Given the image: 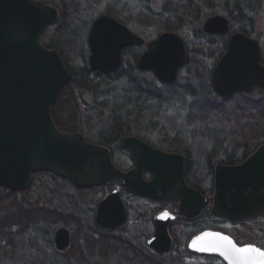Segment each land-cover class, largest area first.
Listing matches in <instances>:
<instances>
[{
	"label": "water",
	"instance_id": "water-1",
	"mask_svg": "<svg viewBox=\"0 0 264 264\" xmlns=\"http://www.w3.org/2000/svg\"><path fill=\"white\" fill-rule=\"evenodd\" d=\"M57 19L55 6L40 0H0V187L11 192L29 188L33 173L39 171L51 172L79 188L125 176L113 165L107 149L86 141L82 134L59 130L51 118L53 105L71 78L59 52L42 42L48 24ZM201 28L210 35L229 34L225 51L212 68L214 91L221 97L256 88L264 91L259 42L243 32H231L228 18L221 14L207 17ZM181 38L172 31L160 33L147 43L137 67L164 83L174 82L189 61ZM88 42L89 69L110 74L120 69L126 47L143 45L145 40L103 14L92 22ZM130 140L137 139L124 138L122 143ZM155 154L159 163L145 167L166 186L153 188L131 177L128 183L147 196L177 197V188L184 186L182 158L176 153ZM214 172L212 203L216 214L246 220L264 210V144L241 164H217ZM104 205L98 208L97 223L117 227L118 222L104 216ZM69 240L67 228L55 230L53 242L58 251H66ZM189 247L200 254L218 256L224 264H264V249L240 246L220 232L204 231L191 239Z\"/></svg>",
	"mask_w": 264,
	"mask_h": 264
},
{
	"label": "rangeland",
	"instance_id": "rangeland-1",
	"mask_svg": "<svg viewBox=\"0 0 264 264\" xmlns=\"http://www.w3.org/2000/svg\"><path fill=\"white\" fill-rule=\"evenodd\" d=\"M40 1L58 9V19L49 24L41 35L43 44L58 49L57 51L65 57L67 64L77 74L82 67H88V32L91 22L100 15L117 13V18L146 42L164 31H169L163 30V24L169 19L167 14L162 13L164 0ZM214 14L224 15L218 9L201 8L197 20L181 25L173 31L182 37L189 53L188 63L180 69L177 79L174 80L176 85L169 86L158 81L150 71H139L136 60L145 50L146 43L131 46L123 52V62L119 69L122 71V78H117L110 84L103 83L96 90L91 91H85L74 85L63 88L53 107L56 109V117L70 122V114L66 110L68 107L70 110L74 108L76 112L73 117L76 127H86L84 132L86 137L97 139L99 138L97 132L100 130L98 128L113 126L114 116H117L119 120L128 121L127 128L132 134L133 132L144 134L155 143H169L175 149L190 148L193 158L199 165H204V159L207 160V157H210L208 162L214 164L217 160L224 159L225 154H235V146L238 144L230 140V136H226L235 130L227 126V122H230L227 117L231 114L235 98L222 100L211 86L212 68L223 53L229 34L210 36L201 28L203 21ZM245 25L251 30L250 36L259 42L264 64V4L258 6L253 14H249ZM233 31H237L236 26H231V32ZM134 77L155 90L158 94L157 98H151L147 102H126V95L132 92L129 90V80ZM185 87H192L196 93L189 94L184 91ZM250 93L252 101L257 96L264 95L260 89L252 90ZM219 116L222 119H219ZM231 121L233 123L232 119ZM65 122L62 124H66ZM246 122L248 120L245 119L243 124ZM236 129L240 130L239 127ZM254 133L255 130L247 138L243 135L238 138V141L245 143L244 145L249 148L248 152L263 142ZM210 143H221L217 154L212 156L209 153L215 149L210 150ZM92 197L93 195L89 193L80 197L75 191H71L68 180L56 177L50 172L35 173L32 184L27 190L15 192L14 195H9L7 191L0 193V218H8L16 212L17 219L23 222L26 219L32 221L30 223L28 220L21 226L14 224L15 222L10 226L7 223V231L12 233L13 240L12 245L8 246L9 241L5 237L2 239L7 242L5 249L8 256H2L0 264H38L37 258L35 259L36 251L42 253L46 260L52 254L58 257L56 253L54 254L58 251L52 241L55 230L60 227H65L69 232L71 230L74 233L71 247L69 244L66 251L59 252L64 256L70 255L75 247L82 244L84 236L92 232L90 214L84 207L92 202ZM80 201L81 204L75 206ZM74 215L80 218L77 219L78 221L82 220V224L75 226L71 223L70 216ZM259 225H264V215L244 227L257 228ZM47 237L50 238L49 241L44 240ZM261 242L264 247V240L262 239ZM87 244L81 249L78 248V255L86 254V250L89 249ZM60 257L62 256L59 255ZM166 258L170 259L171 263L173 255H167ZM98 261L100 258L95 255L92 264L113 263ZM67 262L78 264L71 261L70 257ZM192 263L223 264L220 258L212 255L203 256Z\"/></svg>",
	"mask_w": 264,
	"mask_h": 264
},
{
	"label": "flooded vegetation",
	"instance_id": "flooded-vegetation-1",
	"mask_svg": "<svg viewBox=\"0 0 264 264\" xmlns=\"http://www.w3.org/2000/svg\"><path fill=\"white\" fill-rule=\"evenodd\" d=\"M56 10L58 13L57 8ZM67 110L72 111L69 107ZM119 128L122 129L114 126L98 128L100 130L97 132L99 136L97 139L86 137L84 126L70 130L71 133L82 134L86 141L107 149L113 165L125 175L89 188L76 187L69 181L71 191H75L80 197L86 193L93 195L92 202L84 206L86 212L90 214L92 232L84 236L82 244L70 252L71 261L78 264H92V258L96 255L100 258L98 261L100 263L112 261V264H195L192 262L196 259L211 256L200 254L189 247L191 239L204 231L224 233L240 246L251 244L264 249L261 242L262 239L264 240V225L249 229L244 227L251 221L260 219L264 215V210L251 219H231L216 214L212 203L215 191V166L222 164L228 167L241 164L264 142L259 143L237 163H230L231 159L227 161V158H224L212 164L211 161L208 162L210 157H207V160L204 159V165H199L193 158L190 148L181 150L173 148L169 143V145L164 142L155 143L144 134L139 135L134 132L132 134L127 127L123 128L126 130L123 135L110 133ZM129 137L137 140L122 143L124 138ZM219 145L221 143L209 144L210 150L215 149L210 151V156L217 154ZM155 152L176 153L182 158L184 186L177 188V197L165 194L147 196L135 190L127 181L128 177H131L135 182L140 180L145 185L151 184L153 188L166 186L159 178L157 179L152 169L145 167L148 164L159 163ZM231 154L234 155L233 153L225 155ZM179 194L182 198H179ZM103 202H105L104 216L118 222L117 227L106 228L97 223L98 208ZM80 204L81 201L75 206ZM77 219L80 218L75 215L70 216V221L75 226L82 224V220ZM73 237L74 233L70 230V247ZM154 241L156 244L153 243ZM85 244L89 249L83 257L78 255L77 250ZM165 246H167L166 250H159ZM167 255H173V262L170 263V259L166 258Z\"/></svg>",
	"mask_w": 264,
	"mask_h": 264
},
{
	"label": "trees",
	"instance_id": "trees-1",
	"mask_svg": "<svg viewBox=\"0 0 264 264\" xmlns=\"http://www.w3.org/2000/svg\"><path fill=\"white\" fill-rule=\"evenodd\" d=\"M263 4H264V0H164L163 3L164 9L162 13L167 14L169 19L166 20L165 23L163 24V28H164L163 30L176 31L179 26L197 20L199 18L201 8L204 9L210 8V9H218L221 12H223L224 15L228 18L230 26H236L237 31L251 35V30L247 28L245 23H247L248 21L249 14H253L254 10H256L258 6H261ZM109 14L115 18H117L118 15L117 13L113 14L112 12H109ZM60 56L62 57L63 62L70 73L69 76H71L69 82L70 84H67L65 87L74 85L85 91H91V90H96L97 87L103 83L110 84L112 81H115L117 78L123 77L121 73L122 71L119 70L113 74L104 75V74H100L99 72L90 70L89 66L82 67L80 69V72H78L77 74L67 64L65 57L61 53ZM168 85L174 86L176 85V83L173 82ZM129 87H130L129 90H132V92L131 94L126 95L125 97L126 102L129 103H135L136 101L147 102L151 98H157L158 94L157 92H155V90L151 89L150 87H147L143 82L138 81L135 77L129 80ZM184 91L188 92L189 94L196 93V91H194L192 87H187V88L185 87ZM234 98L235 100L231 108V114H229V116L227 117L228 120L230 119V122L229 121H228L229 123L227 122V126L233 127L235 130H232L226 136H230L231 138L230 140L234 141L235 144L237 143L238 145L235 146L236 153L234 155L232 154L229 156L225 155L227 161L231 159L230 163H237L241 161V159H243L245 155L249 153L248 152L249 148H247L244 145L245 143L238 141V138L240 136L243 135V137L245 136L244 138H247V136L251 135V132L255 130L254 134L259 136L261 140L264 142V130H263L264 129V95L257 96L255 100L252 101L251 93L249 92L244 93L243 91H238L233 95H231L230 97L222 98V100L234 99ZM206 104H212V103H206ZM72 109L73 111L75 110L74 108ZM55 110L56 109L53 108V114H54L53 118L55 120L56 125L60 127L62 126V124L59 122L61 119H58L56 117ZM202 116H203L202 117L203 120L204 114ZM218 118L222 119V117L220 116ZM114 119L115 120L112 125L114 127H122V129L119 128L116 130H112L110 131V133L112 134L114 133L116 135L125 134L126 130H124L123 128L128 127L127 126L128 121L124 122L123 121L124 119L119 120L117 116H114ZM231 119L233 120V123ZM245 119L248 120V122L243 124V121ZM238 127L240 128V130L236 129ZM6 191L8 192L9 195L15 194V192H11L10 190L4 187H0V193H4ZM17 216L18 213L15 212L9 217L7 216L8 218L5 217L0 218V241H1L0 258L2 256L4 257L8 256L7 249L5 248L7 247V244L8 246L12 245L11 243L13 237H11L12 233L7 231V227H8L7 223L10 226L13 222H15L14 224L21 226L23 223H25L28 220L30 221V223L32 222L30 219H26L23 222L17 219ZM44 218L45 217H43V219ZM4 237L7 239V241H9L8 243L6 242L7 244L4 242V240H2ZM44 240L49 241L50 238L47 237ZM36 253L37 255L35 256V259L37 258L38 264H68L67 261H69V257H70L69 254H66L65 257L63 253H59L55 251L54 254L56 253L58 257H55L52 254L50 258L46 260L42 253H38V251H36ZM59 255L62 257L59 258Z\"/></svg>",
	"mask_w": 264,
	"mask_h": 264
},
{
	"label": "bare ground",
	"instance_id": "bare-ground-1",
	"mask_svg": "<svg viewBox=\"0 0 264 264\" xmlns=\"http://www.w3.org/2000/svg\"><path fill=\"white\" fill-rule=\"evenodd\" d=\"M106 14H107V13H106ZM108 15H110V14H108ZM110 16H111V15H110ZM111 17H113V16H111ZM96 18H97V17H96ZM113 18L116 19L117 22H120V23L124 24L122 21L118 20L117 18H115V17H113ZM94 20H95V19H94ZM94 20H93V21H94ZM93 21H92V22H93ZM92 22H91V25H92ZM124 25H125V24H124ZM89 30H90V29H89ZM202 30H203V29H202ZM172 32H173V31H172ZM205 33H206V32H205ZM134 34H135V33H134ZM207 34H208V33H207ZM211 35H214V34H211ZM211 35H210V36H211ZM215 35H218V34H215ZM247 36H250V35L247 34ZM250 37H252V36H250ZM141 38H142V37H141ZM156 38H157V37H156ZM156 38H154V39H156ZM252 38H253V37H252ZM143 39H144V38H143ZM254 39H255V38H254ZM87 40H88V38H87ZM144 40H145V39H144ZM152 40H153V39H152ZM88 43H89V42H88ZM88 43H87V44H88ZM145 43H146V46H147V43H148V42H146V40H145ZM145 43H144V44H145ZM226 43H227V42H226ZM144 44H143V45H144ZM88 46H89V44H88ZM131 46H135V45H130V46L126 47V48H129V47H131ZM225 48H226V46H225ZM145 49H146V48H145ZM144 51H145V50H144ZM144 51H143V52H144ZM224 51H225V49H224ZM224 51H223V53H224ZM123 52H124V50L122 51V62H123ZM143 52H142V53H143ZM89 53H90V48H89ZM89 53H88V54H89ZM142 53H141V54H142ZM223 53H222V54H223ZM141 54H139V56H138V58H137V60H136V67H137V61H138V59L140 58ZM222 54H221V55H222ZM89 57H90V54H89V56H88V60H89ZM220 57H221V56H220ZM220 57H219V58H220ZM218 60H219V59H218ZM122 62H121V63H122ZM187 63H188V62H187ZM216 63H217V62H216ZM215 65H216V64H215ZM121 66H122V64H121ZM121 66H120V68H121ZM183 66H184V65H183ZM183 66H182V67H183ZM182 67H181V68H182ZM181 68H180V69H181ZM137 69L140 71V69H139L138 67H137ZM179 71H180V70H179ZM96 72H98V71H96ZM99 73L102 74L101 72H99ZM178 73H179V72H178ZM104 75H107V74H104ZM153 75H154V74H153ZM154 76H155V75H154ZM155 77H156V76H155ZM177 77H178V76H177ZM156 78H157V77H156ZM157 79H158V78H157ZM158 81H160V80L158 79ZM160 82H161V81H160ZM162 83H164V82H162ZM171 83H173V82H171ZM164 84H170V83H164ZM211 86H212V83H211ZM212 89H213V87H212ZM213 90H214V89H213ZM214 92H215V91H214ZM215 93H216V92H215ZM216 94H217V93H216ZM217 95H218V94H217ZM220 97H221V96H220ZM222 98H226V97H222ZM66 111L70 114V122H69V121L65 122V121L60 120L59 122H60L61 124L64 123V122L66 123V124H62V126H60V127H59L58 125H56L55 120H54V118H53V117H54L53 109H52V117H51V118L53 119L55 125L58 127L59 130L62 128L61 131H67V132H68L69 129L71 130V129L77 128L76 125H75V122H76V121H75V119H74V117H73V116H74V113H75L76 111H73V109H72V111H69V110H66ZM55 115H56V114H55ZM68 122H69V123H68ZM63 129H64V130H63ZM69 132H70V131H69ZM99 146H100V145H99ZM31 184H32V181H31ZM31 184H30V186H31ZM30 186H29V187H30ZM8 190H9V189H8ZM10 191H11V190H10Z\"/></svg>",
	"mask_w": 264,
	"mask_h": 264
}]
</instances>
